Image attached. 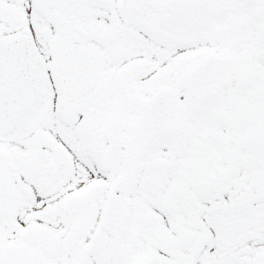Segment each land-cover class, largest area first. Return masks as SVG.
I'll return each mask as SVG.
<instances>
[{
	"label": "flooded vegetation",
	"instance_id": "1",
	"mask_svg": "<svg viewBox=\"0 0 264 264\" xmlns=\"http://www.w3.org/2000/svg\"><path fill=\"white\" fill-rule=\"evenodd\" d=\"M1 6L54 88L30 133L0 139V264H264V0ZM15 24L0 15L1 34ZM75 43L104 63L71 95L61 69ZM212 53L228 77L203 93L189 70ZM160 88L179 113L142 139Z\"/></svg>",
	"mask_w": 264,
	"mask_h": 264
},
{
	"label": "water",
	"instance_id": "2",
	"mask_svg": "<svg viewBox=\"0 0 264 264\" xmlns=\"http://www.w3.org/2000/svg\"><path fill=\"white\" fill-rule=\"evenodd\" d=\"M87 54L89 53H76L68 58L66 69L68 67V70L79 72L71 73V77L81 74L82 69H85ZM214 59L216 60L215 56L208 58L191 72L190 79L197 88H211L215 85L214 74L210 73V69L215 68L217 63ZM43 76L42 58L31 39L23 35L0 38V138L23 134L40 111L49 106L51 88L47 78ZM201 79L206 81L201 82ZM72 87H76L74 82ZM27 89L30 95L26 94ZM162 94H158L151 102L150 109L153 112L156 108H161L157 107V103ZM169 97L173 99L172 96ZM161 123L159 122L160 125Z\"/></svg>",
	"mask_w": 264,
	"mask_h": 264
},
{
	"label": "rangeland",
	"instance_id": "3",
	"mask_svg": "<svg viewBox=\"0 0 264 264\" xmlns=\"http://www.w3.org/2000/svg\"><path fill=\"white\" fill-rule=\"evenodd\" d=\"M213 16H214V14L212 15V19H213ZM217 23V22H216ZM219 23V22H218ZM217 23V24H218ZM219 25V24H218ZM237 47L234 49V52L235 53H238L239 51H240V48L239 47H241V46H239V45H236ZM249 87V86H248ZM253 97H254V99L256 98V96H255V94L253 95ZM206 102L204 101V99H202V100H199V101H196V106H195V110L193 109L192 110V112H200V113H202V112H207V110H206ZM216 123H217V126H224V123L221 121H219V120H217L216 121Z\"/></svg>",
	"mask_w": 264,
	"mask_h": 264
}]
</instances>
